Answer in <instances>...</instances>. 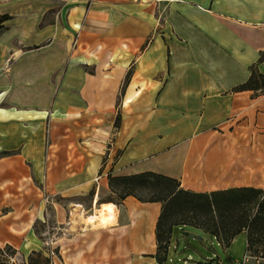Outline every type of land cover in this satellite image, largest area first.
Wrapping results in <instances>:
<instances>
[{
  "label": "crops",
  "instance_id": "obj_1",
  "mask_svg": "<svg viewBox=\"0 0 264 264\" xmlns=\"http://www.w3.org/2000/svg\"><path fill=\"white\" fill-rule=\"evenodd\" d=\"M1 15L0 248L40 250L52 218L70 264H159L162 204L100 200L109 175L264 191V93L234 90L264 75V0H0Z\"/></svg>",
  "mask_w": 264,
  "mask_h": 264
},
{
  "label": "trees",
  "instance_id": "obj_2",
  "mask_svg": "<svg viewBox=\"0 0 264 264\" xmlns=\"http://www.w3.org/2000/svg\"><path fill=\"white\" fill-rule=\"evenodd\" d=\"M7 15L0 16V33L5 30L2 22ZM264 60V52L260 59ZM234 90H253L264 93V75L251 69L249 78ZM108 185L117 196L119 204L127 196L141 202H160L161 212L155 226V260L168 264V249L173 228L176 225H192L213 235L220 243L227 245L240 233H246V251L253 257L264 259V191L253 188H233L210 193H195L179 187L176 179L145 171L133 175L108 176ZM114 202V201H113ZM192 220L187 221V215ZM180 215L179 217H177ZM175 217V219H172ZM16 250L6 245L0 248V264H15L11 261ZM35 256V257H34ZM39 251H32L27 264L50 263ZM196 264H219L209 259Z\"/></svg>",
  "mask_w": 264,
  "mask_h": 264
},
{
  "label": "rangeland",
  "instance_id": "obj_3",
  "mask_svg": "<svg viewBox=\"0 0 264 264\" xmlns=\"http://www.w3.org/2000/svg\"><path fill=\"white\" fill-rule=\"evenodd\" d=\"M104 199H111L116 202L117 196L102 195L100 200ZM64 202L66 203V200ZM172 219H175V217ZM185 219L191 221L192 217L189 214ZM65 226L60 225L57 227L54 225L52 218H49L46 222L35 223V227H33L35 234L42 243V247L38 251L41 253L42 258L50 260V263L46 264H51V261H53V264H70L75 259V248L54 245L58 236H66L68 233L63 229ZM30 253H22L21 255L14 253L12 255L14 263L27 264ZM245 253L246 235L244 233L237 234L227 246H224L213 235L186 224L176 225L173 228L169 242L168 258H170L169 263L173 264H196L209 259H218L221 264H240Z\"/></svg>",
  "mask_w": 264,
  "mask_h": 264
},
{
  "label": "bare ground",
  "instance_id": "obj_4",
  "mask_svg": "<svg viewBox=\"0 0 264 264\" xmlns=\"http://www.w3.org/2000/svg\"><path fill=\"white\" fill-rule=\"evenodd\" d=\"M114 212H115V210H114L113 204L111 205V204L107 203L105 205H102L101 208L98 210L99 218H100L101 223H103V224L106 223L107 224L108 222L112 221V218L115 215ZM90 218H93V216L90 217Z\"/></svg>",
  "mask_w": 264,
  "mask_h": 264
},
{
  "label": "built area",
  "instance_id": "obj_5",
  "mask_svg": "<svg viewBox=\"0 0 264 264\" xmlns=\"http://www.w3.org/2000/svg\"><path fill=\"white\" fill-rule=\"evenodd\" d=\"M14 261V258H11ZM240 264H264V259L251 256L247 251Z\"/></svg>",
  "mask_w": 264,
  "mask_h": 264
},
{
  "label": "water",
  "instance_id": "obj_6",
  "mask_svg": "<svg viewBox=\"0 0 264 264\" xmlns=\"http://www.w3.org/2000/svg\"><path fill=\"white\" fill-rule=\"evenodd\" d=\"M191 236H193V235H191Z\"/></svg>",
  "mask_w": 264,
  "mask_h": 264
}]
</instances>
